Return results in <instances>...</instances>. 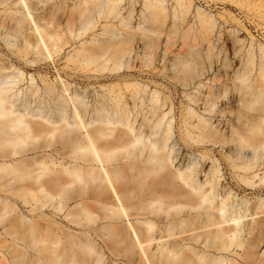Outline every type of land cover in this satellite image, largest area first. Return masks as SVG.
Here are the masks:
<instances>
[{
  "label": "bare ground",
  "instance_id": "bare-ground-1",
  "mask_svg": "<svg viewBox=\"0 0 264 264\" xmlns=\"http://www.w3.org/2000/svg\"><path fill=\"white\" fill-rule=\"evenodd\" d=\"M123 1L0 0V185L31 179L37 188L29 187L23 199L42 207L55 196L62 204L68 189L79 184L85 225L98 217L91 203L107 204L106 216L114 221L126 220L125 233L113 227L112 234L130 264H256L255 231L263 227L264 216L253 225L244 221L249 236H239V220L258 211H230L234 204L215 162L223 160L238 183H250L252 169L264 164L259 160L264 157L259 151L264 144V47L260 45V59L252 44L241 57L225 39L221 60L216 58L215 23L198 10V32L192 31L189 45L194 52L184 48L182 56L170 45L176 39L188 43L191 37L183 30L193 27L192 0H177L171 12L165 0H143L147 12L141 10L143 21L138 24V7ZM171 15L175 29L167 30ZM77 42L59 68L66 49ZM160 46L165 47L163 54ZM14 61L24 69L41 63L48 67L53 61L56 77L41 76L40 86L31 75L29 85L17 86L25 77ZM105 70L119 82L103 94H90L87 87L95 83L91 77ZM144 71L176 87L194 84L197 91L187 92L177 124L184 144L202 147L200 165L170 170L173 121L164 120L174 101L159 85L147 89L150 83L137 75ZM77 77L87 83L81 89L73 87ZM211 145L225 148L220 158L213 156ZM26 153L33 155L18 158ZM204 170L203 181L199 174ZM54 184L68 189L57 194ZM12 210V203L3 201L0 222ZM18 222L21 228L12 227L8 234L36 248L42 238L39 226L32 220L26 223L24 216ZM232 247L242 248L235 251L241 260L226 254ZM103 256L99 252L94 264ZM17 257L20 264H35L27 252ZM47 259L67 264L62 257Z\"/></svg>",
  "mask_w": 264,
  "mask_h": 264
},
{
  "label": "rangeland",
  "instance_id": "rangeland-1",
  "mask_svg": "<svg viewBox=\"0 0 264 264\" xmlns=\"http://www.w3.org/2000/svg\"><path fill=\"white\" fill-rule=\"evenodd\" d=\"M127 1L134 2L135 6L138 7L136 24H138L139 21H143L141 18V10L147 12L143 0ZM124 2L125 0L122 3ZM176 3L177 0L164 1V5L167 7L168 12H171L172 4L175 5ZM41 4H43V6L46 5V3H40L39 5ZM20 10L24 11L23 9ZM198 10L211 16L212 21L215 23L212 33V39L215 44L212 48V52L215 53L216 58L221 60V56L223 55V52L221 51V47L223 46L222 42L223 40L228 39L231 46H234L236 54L243 53L241 57L245 56L247 50L252 44L253 51L257 54L258 59H260V45L264 47V0H192V7L189 12V24L193 27H191L190 30H183L184 32L188 31L191 37L187 38L188 43H184L183 39H179L178 41L176 39L174 40L175 44L170 45V48L173 51L180 52L182 56L186 52H182L184 48L187 49V51L194 52V50L190 49L189 45L193 43L192 31L198 32V25L195 24V22H198ZM1 11L2 9H0V12ZM122 11H125V9H122ZM144 25H147V22H141V26ZM102 26L103 23L100 25L98 33H101L103 30ZM164 27H166L167 30L171 28L175 29L172 15L171 21L168 18ZM161 40L165 45V33L161 34ZM80 43L81 42L73 43L72 46L66 49L65 56L58 64L59 68L63 67L67 55L73 53V48L79 46ZM164 50L165 47L160 46V53L163 54ZM169 56L170 58H173L174 54L169 53ZM52 62L48 67L44 63H41L39 66L33 65L30 69H24L23 64L20 65L14 61L15 66L20 67V71L24 72L25 77L23 81H19L17 86L21 85V87L25 88L29 85L31 75H34L35 82L40 84V86L43 85L40 79L41 76L47 75L51 79H54L56 77V68ZM160 63L162 62L160 61ZM237 66L238 64L236 67ZM123 69L124 68H122V70ZM112 72L116 73V71ZM97 74L99 75L98 78L91 77L92 81H95V83H92L87 87V90H90L89 92L92 95H97V93L103 94L108 91L110 85L119 82L118 79L111 77L112 75H110L109 70L95 73V75ZM137 75L143 82L150 83L147 89L153 85L152 90H154V85L156 84L157 87L159 85V89L162 90L165 95H171V98L174 101L173 111L168 113L164 120V124L168 122L171 117L173 121V134L170 138V145L173 146L172 153L174 155V161L170 165V170H172V172H178V167L181 166L183 170L187 164H193L194 162H199L200 165L202 147H197L194 144H184L177 124L181 108L183 105H186L184 103L187 102V92L197 91L194 84L192 83L191 85L184 86L179 83V86L176 87L174 83H170V80L159 74H146V71H144L143 75H139V73H137ZM211 75L210 71L209 77ZM82 78L83 77H77L73 80L74 88L77 87L78 89H81L82 86L87 84L86 82H81ZM205 81H207V79H205ZM166 108L167 106H164V109ZM235 111H238V106L234 109V112ZM119 129H122V127ZM209 148H211L213 156L217 158H220V155L225 151V148L222 149L221 147L213 145L209 146ZM259 151L264 152V144L259 148ZM32 155L33 154L31 153H26L23 157L18 156V158L24 159ZM250 156H252L251 150ZM263 159L264 157L259 160ZM29 161H31V158ZM207 163L208 164L204 166V169L209 171L212 158ZM215 164L220 166V174H222L221 182H227L226 193L230 196V200L233 201L234 204V206L230 208V211H243L248 207H250V209L253 208V212L258 211V213L243 217L239 220V236L247 240L249 235L246 234L244 221H248L250 225H253L257 223L256 219L264 216V212H260V210L264 209V179L262 178L264 171L262 168L264 167V164L260 163V165L255 166V168L252 169L255 170V172L250 173L249 175L251 180L250 183L240 181V183L246 187L245 190L239 186L240 183L232 179V169L227 168L223 160H218ZM199 175V178H202L204 181L205 170ZM225 176L226 179H224ZM10 178L11 176H8L2 181L5 182ZM29 187L37 188V185L33 183L31 179L21 182H12L7 185H0V207L2 206L3 201H9L14 206V210L7 213L4 220L0 222V264H20V259L17 256L21 257L23 252H27L28 256L32 257V262H35V264H51L47 259V255L50 256L52 260L57 257H62L67 264H70L73 260L75 264H94L99 252L104 253L103 260L100 264H130L126 260L127 254L124 255L123 252L118 251L116 248L112 234L113 227H118L125 233L124 224L126 223V220L114 221L113 218L107 217V212L110 213L108 206H106L107 204L91 203L95 211L98 213V217L95 222H92L87 226L84 224L82 215V198L79 195V184H75L73 190L68 189V186L64 184H54L55 193L57 194L63 187L68 189L67 194L65 195L66 200L62 204H59L57 202L58 198L55 196L53 199L47 200L46 204L42 207L36 205L33 200L30 202L24 201L23 194L27 192ZM249 212H251V210ZM20 216L25 217L26 223H29L32 220L39 226L42 238L37 242L36 248H28L24 241L14 239L13 236L8 234L7 230L12 229V227H15L16 229L21 228L20 223L18 222ZM141 219L147 220V218ZM134 221H137V218H135ZM86 232H91V234H86ZM255 234H257L255 239L257 241L253 246L256 251V264H264V224L262 228L258 227V229H256ZM54 240H58V242L54 243ZM235 251L241 253L242 248L232 247L230 251L226 252V254L230 257L241 260ZM25 264H31V262L26 260Z\"/></svg>",
  "mask_w": 264,
  "mask_h": 264
}]
</instances>
